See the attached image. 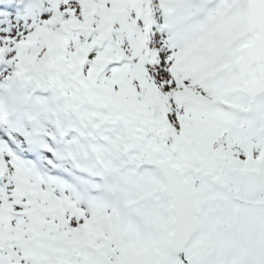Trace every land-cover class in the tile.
Wrapping results in <instances>:
<instances>
[{
	"label": "snow or ice",
	"instance_id": "1",
	"mask_svg": "<svg viewBox=\"0 0 264 264\" xmlns=\"http://www.w3.org/2000/svg\"><path fill=\"white\" fill-rule=\"evenodd\" d=\"M0 264H264V0H0Z\"/></svg>",
	"mask_w": 264,
	"mask_h": 264
}]
</instances>
